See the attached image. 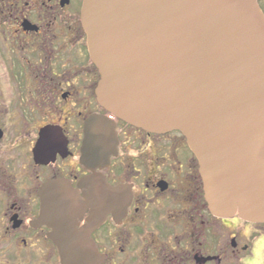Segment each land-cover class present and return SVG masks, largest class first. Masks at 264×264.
Wrapping results in <instances>:
<instances>
[{
	"label": "flooded vegetation",
	"instance_id": "af4514ba",
	"mask_svg": "<svg viewBox=\"0 0 264 264\" xmlns=\"http://www.w3.org/2000/svg\"><path fill=\"white\" fill-rule=\"evenodd\" d=\"M83 4L0 0V264H62L54 222L64 213H75L74 233H89L101 264H259L264 223L212 212L183 133H151L99 104ZM93 115L113 119L118 138L117 153L94 169L82 157ZM91 177L103 182L88 185ZM60 180L51 189L69 193L48 194ZM121 186L128 197L107 201V187Z\"/></svg>",
	"mask_w": 264,
	"mask_h": 264
},
{
	"label": "water",
	"instance_id": "95a60500",
	"mask_svg": "<svg viewBox=\"0 0 264 264\" xmlns=\"http://www.w3.org/2000/svg\"><path fill=\"white\" fill-rule=\"evenodd\" d=\"M259 2L84 0L82 22L100 74L99 104L151 133H183L199 162L212 212L264 223V12ZM85 135L84 163L92 169L108 164L117 153L114 120L93 115ZM56 183L66 182L48 185V194ZM56 189L69 193L63 186L51 190ZM106 191L112 193L107 201L128 197L124 186ZM90 194L95 223L101 218L98 188ZM45 199L49 224L50 195ZM74 217L64 213V221L54 222L62 264H101L104 256L89 233H74Z\"/></svg>",
	"mask_w": 264,
	"mask_h": 264
},
{
	"label": "rangeland",
	"instance_id": "374dc122",
	"mask_svg": "<svg viewBox=\"0 0 264 264\" xmlns=\"http://www.w3.org/2000/svg\"><path fill=\"white\" fill-rule=\"evenodd\" d=\"M260 254H262V253H260ZM260 254L256 257L255 261H257L259 264H264V263H263V262H264V259L259 258V257H260ZM258 258H259V259H258Z\"/></svg>",
	"mask_w": 264,
	"mask_h": 264
}]
</instances>
